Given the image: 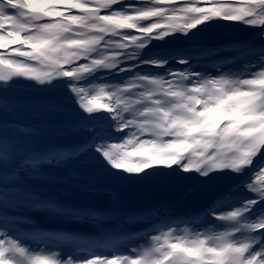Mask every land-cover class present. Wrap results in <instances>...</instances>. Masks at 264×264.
I'll list each match as a JSON object with an SVG mask.
<instances>
[{"label":"snow or ice","instance_id":"1","mask_svg":"<svg viewBox=\"0 0 264 264\" xmlns=\"http://www.w3.org/2000/svg\"><path fill=\"white\" fill-rule=\"evenodd\" d=\"M0 264H264V0H0Z\"/></svg>","mask_w":264,"mask_h":264},{"label":"rangeland","instance_id":"2","mask_svg":"<svg viewBox=\"0 0 264 264\" xmlns=\"http://www.w3.org/2000/svg\"><path fill=\"white\" fill-rule=\"evenodd\" d=\"M19 85H25L24 81H21L19 83ZM38 93L35 92V90H25V87L23 86H17L16 88L12 89L9 92V95L17 97V98H28L31 97L33 95H37ZM47 95H51V93H47ZM60 96H64L62 93L59 94ZM54 94L52 95L53 98ZM66 99V98H65ZM63 99L62 101H58L57 102H64ZM52 172L54 175H60L62 174L61 170L59 169H52ZM168 183H170V178H155L154 181L152 182L151 179H147V180H140V181H128V182H123L120 185L122 186V188L126 191L131 193L132 195H136L138 194H145L148 190H152L153 192L158 191V189L163 186V185H167ZM109 184V183H107ZM105 185V184H104ZM190 186H188L189 188ZM187 188V189H188ZM105 189V188H103ZM186 192L183 193L182 196L179 195H173L172 199L176 200V201H181V202H186L187 200V195L185 194ZM199 193H201V196L204 197L203 193H205L204 191H199ZM109 196H106L105 199L108 200ZM179 202H175V204H178ZM161 204H165L164 201L162 200H155V201H148L147 203H144V208L149 207V205H161ZM192 204H189V206H191Z\"/></svg>","mask_w":264,"mask_h":264},{"label":"bare ground","instance_id":"3","mask_svg":"<svg viewBox=\"0 0 264 264\" xmlns=\"http://www.w3.org/2000/svg\"><path fill=\"white\" fill-rule=\"evenodd\" d=\"M179 179V178H178ZM180 180V179H179ZM185 182V181H184ZM180 186V185H179ZM148 198H151V197H148ZM152 199V198H151ZM123 201H126V198L124 197V200Z\"/></svg>","mask_w":264,"mask_h":264}]
</instances>
